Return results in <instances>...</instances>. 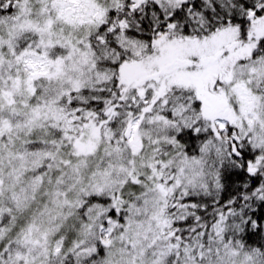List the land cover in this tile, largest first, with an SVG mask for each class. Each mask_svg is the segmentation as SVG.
<instances>
[{"label":"snow or ice","instance_id":"6c2138e0","mask_svg":"<svg viewBox=\"0 0 264 264\" xmlns=\"http://www.w3.org/2000/svg\"><path fill=\"white\" fill-rule=\"evenodd\" d=\"M0 264H264V0H0Z\"/></svg>","mask_w":264,"mask_h":264}]
</instances>
